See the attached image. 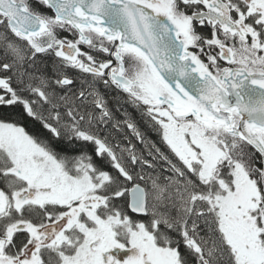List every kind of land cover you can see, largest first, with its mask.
<instances>
[{
  "label": "snow or ice",
  "instance_id": "1",
  "mask_svg": "<svg viewBox=\"0 0 264 264\" xmlns=\"http://www.w3.org/2000/svg\"><path fill=\"white\" fill-rule=\"evenodd\" d=\"M0 264H264V0H0Z\"/></svg>",
  "mask_w": 264,
  "mask_h": 264
},
{
  "label": "flooded vegetation",
  "instance_id": "2",
  "mask_svg": "<svg viewBox=\"0 0 264 264\" xmlns=\"http://www.w3.org/2000/svg\"><path fill=\"white\" fill-rule=\"evenodd\" d=\"M129 111H131L133 115H136L138 117V114L133 109H129ZM141 127H143V124H141ZM149 135H151L153 139L156 138L152 133H149Z\"/></svg>",
  "mask_w": 264,
  "mask_h": 264
},
{
  "label": "trees",
  "instance_id": "3",
  "mask_svg": "<svg viewBox=\"0 0 264 264\" xmlns=\"http://www.w3.org/2000/svg\"><path fill=\"white\" fill-rule=\"evenodd\" d=\"M134 116H136V115H134Z\"/></svg>",
  "mask_w": 264,
  "mask_h": 264
}]
</instances>
